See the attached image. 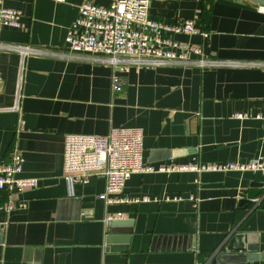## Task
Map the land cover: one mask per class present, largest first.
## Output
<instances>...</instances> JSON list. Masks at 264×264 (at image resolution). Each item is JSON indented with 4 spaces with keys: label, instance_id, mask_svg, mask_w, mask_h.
<instances>
[{
    "label": "crops",
    "instance_id": "obj_1",
    "mask_svg": "<svg viewBox=\"0 0 264 264\" xmlns=\"http://www.w3.org/2000/svg\"><path fill=\"white\" fill-rule=\"evenodd\" d=\"M86 1L111 2L3 0L20 9L22 19L19 28L0 23V42L57 53L28 56L21 87L20 55L0 53V157L18 147L21 176L39 180L17 195L24 209L5 211L8 194L0 192V264H242L240 253L264 264V200L240 208L252 183L264 185L262 172L135 173L124 192L160 200L111 206L98 197L106 189L100 174L70 190L64 150L72 134L138 129L143 161L154 167L264 158V119L255 117L264 113V65L113 67L68 55L67 32ZM149 14L194 18L210 36L177 39L202 44L208 56L264 64V13L257 2L152 0ZM166 195L183 199H162ZM109 212L125 219L108 226ZM236 234L259 250H228Z\"/></svg>",
    "mask_w": 264,
    "mask_h": 264
},
{
    "label": "built area",
    "instance_id": "obj_2",
    "mask_svg": "<svg viewBox=\"0 0 264 264\" xmlns=\"http://www.w3.org/2000/svg\"><path fill=\"white\" fill-rule=\"evenodd\" d=\"M63 2L66 0H57ZM152 0H111L99 5L86 1L79 6L78 15L66 35L68 55H77L99 64L113 67L136 66L151 68L159 66H197L200 68L261 66L259 62H241L217 59L208 56L202 44L177 39L178 35L199 34L203 39L210 32L196 26L194 18L167 20L149 14ZM264 13V3H257ZM22 11L7 7L0 0V23L14 28L21 26ZM14 51L21 58L20 85L26 59L30 55H54L55 51L29 44L0 42V53ZM250 63V64H249ZM114 82L118 83L119 78ZM14 110H19V98ZM249 113H237V118L250 117ZM264 119V113L255 115ZM142 133L138 129L115 128L106 135L72 134L66 136L64 150V178L70 188L77 183H89L94 174L106 179L105 192L98 197L107 206L111 204L159 201L149 196L131 197L124 192L127 180L135 173L154 171H258L264 174V158L248 162L228 161L223 163H165L158 167L143 161ZM24 157L18 147H13L7 159L0 157V192L8 198L4 210L8 213L17 208H26V203L17 195L36 188L38 178L22 177ZM164 200H182L180 195L163 196ZM190 199L195 200L193 196ZM125 219V214L107 213L105 224Z\"/></svg>",
    "mask_w": 264,
    "mask_h": 264
},
{
    "label": "water",
    "instance_id": "obj_3",
    "mask_svg": "<svg viewBox=\"0 0 264 264\" xmlns=\"http://www.w3.org/2000/svg\"><path fill=\"white\" fill-rule=\"evenodd\" d=\"M257 3H264V0H251ZM254 190H251L246 198L242 199L240 202V208L241 209H247L250 206H252V203L257 202L260 203L262 201V199L264 200V192L262 191L263 188V184L254 182L251 185ZM258 188V189H256ZM261 188V190L259 189ZM263 193V194H262ZM262 195V198L259 199L258 197ZM264 208V206H263ZM111 225H115L114 222H110L108 224V226ZM0 231H1V227H0ZM1 240V237H0ZM228 250L231 249H235L238 252H256L259 250V248L257 247V245H255L254 243H248L246 238L242 235L236 234L232 237L230 244L228 245ZM236 258H241L242 259V264H254V262L257 259V256L254 254H248V253H240V255H236Z\"/></svg>",
    "mask_w": 264,
    "mask_h": 264
}]
</instances>
